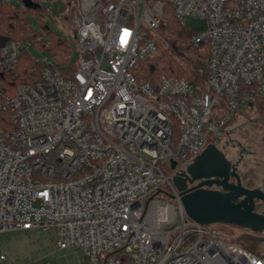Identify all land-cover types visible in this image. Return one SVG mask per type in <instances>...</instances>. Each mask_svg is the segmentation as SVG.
Returning a JSON list of instances; mask_svg holds the SVG:
<instances>
[{
	"label": "built area",
	"instance_id": "2783aa9c",
	"mask_svg": "<svg viewBox=\"0 0 264 264\" xmlns=\"http://www.w3.org/2000/svg\"><path fill=\"white\" fill-rule=\"evenodd\" d=\"M60 1L76 70L67 77L42 60L37 84L0 86V234L53 232L58 251L79 249L87 264H264L191 220L168 175L264 100V0ZM191 17L208 29L188 30ZM172 19L207 47V90L136 76ZM24 49H0V75L17 69Z\"/></svg>",
	"mask_w": 264,
	"mask_h": 264
},
{
	"label": "rangeland",
	"instance_id": "374dc122",
	"mask_svg": "<svg viewBox=\"0 0 264 264\" xmlns=\"http://www.w3.org/2000/svg\"><path fill=\"white\" fill-rule=\"evenodd\" d=\"M38 1L41 6L48 8L49 12L29 13L28 18L33 28L37 32L45 34L46 26L51 32L68 40L71 45V62L76 61L78 53L74 43L66 36L67 25L59 20V17L66 11L63 2L60 0ZM4 3L19 10H25L19 1L4 0ZM186 28L193 33H202L208 29V22L197 17H191L186 23ZM27 34H29V30L21 33L23 36ZM202 48V51H207V47ZM25 50L34 58L54 62V57L39 44L28 42ZM163 51L169 52L174 64L169 65L165 59L161 58ZM153 58L157 59L156 65L160 70V75H171L170 71L167 70L171 66L182 78L186 79V75L189 74L187 65L180 57L171 53L162 36L159 40V51ZM141 72L142 70H139L136 76L138 77ZM158 78L159 76L157 80ZM139 79L142 80L141 77ZM197 88L201 91L207 90L206 83H199ZM215 146L232 164L238 165V174L242 178L244 186L250 189L264 188V116L258 106L247 112L243 109L239 115L233 116L225 137ZM168 175L173 181V176L170 173ZM164 192L167 195H163L162 198L173 205H177L172 198L173 191L170 188H165ZM257 212L264 213L263 204L258 205ZM214 226L224 233L228 242L239 244L264 255V231L255 232L224 224ZM1 253L6 254V260L0 261V264H87L85 253L79 249L71 247L64 251H58L57 240L53 232L50 234L23 231L2 233L0 234V255Z\"/></svg>",
	"mask_w": 264,
	"mask_h": 264
},
{
	"label": "trees",
	"instance_id": "16d2710c",
	"mask_svg": "<svg viewBox=\"0 0 264 264\" xmlns=\"http://www.w3.org/2000/svg\"><path fill=\"white\" fill-rule=\"evenodd\" d=\"M29 1V4L26 5L25 3V10L23 11L5 4L4 0H0V49L11 41L22 42L25 48L28 42L39 44L54 57V66L68 77L77 67L76 61L71 62L70 42L51 32L46 26L45 34L37 32L33 28L28 14L48 13L49 11L48 8L39 5L38 0ZM27 30H29V34L21 35ZM161 36L171 53L180 57L187 65L189 74L186 75V80L188 83L194 88H197L199 83H206L208 80V52L206 50L202 51V47H195L191 44V35L186 28L175 19H172L161 33ZM161 58L165 59L169 65L174 64L167 51L162 52ZM156 61L157 59L152 57L143 62L140 69L142 72L139 75L142 80L150 82L152 86H155L157 77L160 76ZM68 64L69 67H67ZM44 67L45 63L42 60L29 55L24 49L21 52L17 69L11 74L0 75V86L12 91L18 85H35L41 80ZM172 68L174 67L171 66L167 69L171 75L174 74L172 76L180 77L176 69ZM257 106L264 116V100H260Z\"/></svg>",
	"mask_w": 264,
	"mask_h": 264
},
{
	"label": "water",
	"instance_id": "95a60500",
	"mask_svg": "<svg viewBox=\"0 0 264 264\" xmlns=\"http://www.w3.org/2000/svg\"><path fill=\"white\" fill-rule=\"evenodd\" d=\"M175 166L173 163L172 168ZM231 178L236 183H230ZM197 181L199 183L194 185ZM173 184L187 216L194 222L203 226L224 224L264 231V215L256 211L257 202L264 203V190L243 186L238 166L215 145H208L186 171L174 176ZM213 186L221 190H213Z\"/></svg>",
	"mask_w": 264,
	"mask_h": 264
},
{
	"label": "flooded vegetation",
	"instance_id": "af4514ba",
	"mask_svg": "<svg viewBox=\"0 0 264 264\" xmlns=\"http://www.w3.org/2000/svg\"><path fill=\"white\" fill-rule=\"evenodd\" d=\"M203 152H204V151H203ZM203 152H202V153H203ZM202 153H201V154H202ZM237 166H238V165H237ZM239 176H240V175H239ZM240 179H241V182H242V178H241V177H240ZM198 183H199V181L195 182L194 185H196V184H198ZM230 183H236V180H235L234 178H231V179H230ZM242 185H243V182H242ZM243 186H244V185H243ZM245 187H246V186H245ZM246 188H248V187H246ZM212 189H213V190H221V188H219V187H217V186H213ZM262 190H264V188H263ZM259 204H263V205H264V203L257 202L256 211H257V209H258V205H259ZM260 214H261V213H260ZM262 214L264 215V213H262Z\"/></svg>",
	"mask_w": 264,
	"mask_h": 264
}]
</instances>
